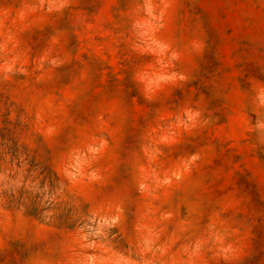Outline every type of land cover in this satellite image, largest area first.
<instances>
[{
	"label": "rangeland",
	"instance_id": "1",
	"mask_svg": "<svg viewBox=\"0 0 264 264\" xmlns=\"http://www.w3.org/2000/svg\"><path fill=\"white\" fill-rule=\"evenodd\" d=\"M0 264H264V0H0Z\"/></svg>",
	"mask_w": 264,
	"mask_h": 264
}]
</instances>
